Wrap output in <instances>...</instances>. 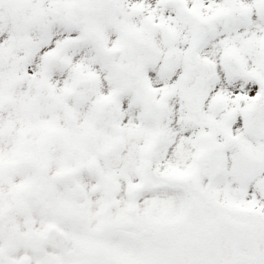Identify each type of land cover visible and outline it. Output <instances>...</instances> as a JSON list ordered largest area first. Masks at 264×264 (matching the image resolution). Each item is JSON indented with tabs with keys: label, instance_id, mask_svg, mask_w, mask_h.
<instances>
[{
	"label": "snow or ice",
	"instance_id": "snow-or-ice-1",
	"mask_svg": "<svg viewBox=\"0 0 264 264\" xmlns=\"http://www.w3.org/2000/svg\"><path fill=\"white\" fill-rule=\"evenodd\" d=\"M0 264H264V0H0Z\"/></svg>",
	"mask_w": 264,
	"mask_h": 264
}]
</instances>
